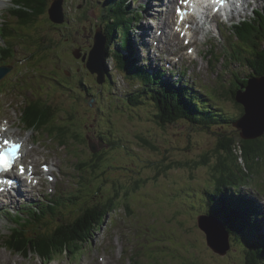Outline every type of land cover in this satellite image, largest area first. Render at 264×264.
<instances>
[{
  "label": "rangeland",
  "instance_id": "rangeland-1",
  "mask_svg": "<svg viewBox=\"0 0 264 264\" xmlns=\"http://www.w3.org/2000/svg\"><path fill=\"white\" fill-rule=\"evenodd\" d=\"M45 1L48 10L55 2ZM106 3L107 0H64L65 22H53L49 11L35 16L38 21L34 27L25 29L26 34L35 40H21L23 47L15 44L12 38V52L3 60L0 55V64L13 65V70L0 80V140L5 135L1 133L3 127L10 126L8 137L19 135L21 138L23 135L26 145L21 164H34L41 177L37 191L35 187L25 189L23 194L14 196L16 199L12 203L0 200V229L4 228L6 238L12 225L10 217L3 215L2 210L27 211L31 205L45 208L46 203L50 204L58 196L69 198L76 194V205L63 206L60 211L49 210L53 215L42 221L50 222L53 229L59 226V222L73 221L77 215L85 214L86 200L93 204L97 200L107 204L111 199L113 208L103 226L95 231L91 243H85L81 248L76 244V254L56 256L48 264H245L242 247L235 240L231 241L228 253L220 256L207 245L206 234L197 225L199 215L207 214L210 206L214 205L206 197L208 189L223 203V194L214 189L217 165L226 155L219 144L225 141V137L241 138L239 130L234 126L207 130L184 121L166 126L158 123L153 115L156 107L152 100L145 99L137 108L130 105L127 94L136 89L137 82L120 72L111 53L106 60L108 80L106 83L97 82V75L80 64L73 50L79 46H83L85 52L91 49L93 33L97 23L101 22L102 11L111 5ZM149 4H152L150 0H127L131 15L136 9H142L127 30L132 31L129 35L135 40L138 63H146L150 70L156 67L154 63L162 68H172L173 80L180 76L194 92L200 89L212 94L211 103L223 106L234 116L240 115V107L228 94L233 88V73L239 70L246 75L250 68L239 56L238 59L230 56L231 45L236 40L228 32L230 26H224V33L219 34L212 22L216 36L202 38L197 34L195 38L198 40L194 41L200 49L197 47V54H189V46L178 43L174 37L168 55H159L169 41L172 43L173 37L168 31L159 41L162 47L157 48L155 41L159 37L157 32L152 33L151 27L157 31V25L170 23L166 19L169 7L164 0H157L153 4L155 12L149 15L150 11L146 14ZM1 5L9 8L11 1ZM263 6L264 0H261L255 7ZM253 7L254 4L249 7L248 17L253 15ZM84 8L85 12H80ZM157 9H160L162 17L156 13ZM17 19L8 17L7 13L6 18H0V27L6 20L15 23ZM140 27L144 28L141 30ZM124 33L118 36V41L112 40V48L122 47L120 42ZM41 48H47L42 51L46 57L38 61ZM209 49H214L218 57L212 63V56L207 55ZM178 50L187 52L169 57ZM159 57L163 59L161 63ZM167 59H172L173 65ZM34 63L38 68L34 69ZM186 66L190 68L188 75L181 72ZM81 82L89 87L81 90ZM32 100H40L49 108L53 106L52 110L56 108L52 121L57 118L63 126L69 127L64 136L65 144H61L56 136L52 137L54 134L32 129L27 131L24 124H20L23 108ZM72 133L82 141L74 140ZM87 134L96 141L100 148L98 153L90 148L85 138ZM101 138L106 143L103 147ZM231 162L228 163L234 166V161ZM241 162L244 159H239L238 163ZM45 164L51 166V171L45 168ZM55 176L56 182H51ZM239 188L240 193L264 212L262 157L261 161L249 165ZM260 219L259 234H264V215ZM130 238H134L133 242ZM254 238L257 239L255 235ZM0 264L44 263L37 256L24 258L12 253L4 246V240H0Z\"/></svg>",
  "mask_w": 264,
  "mask_h": 264
},
{
  "label": "trees",
  "instance_id": "trees-1",
  "mask_svg": "<svg viewBox=\"0 0 264 264\" xmlns=\"http://www.w3.org/2000/svg\"><path fill=\"white\" fill-rule=\"evenodd\" d=\"M25 3L27 7L22 8L23 23L31 21L32 17L35 19L37 13L43 12L46 8L45 0H25ZM107 3L111 5L106 6L102 11L103 15L99 19L101 20L99 24L104 27L108 36V52L116 59L120 72L135 83L137 82L136 89L127 94L132 107H140L145 99L152 100L156 107L153 113L155 120L164 126L181 121L207 130L217 126H234V122L245 111L244 107L236 100L238 91L248 85L250 78L264 75V10L260 9L256 12V17L246 19L234 26L236 40L231 45L230 56L233 55L237 59L239 56V59L241 61L245 60L250 68V72L246 75L239 70L238 73H233V79L231 80L233 88L228 95L241 109V114L234 116L223 106L211 103L213 100L212 94L209 95L200 89L194 92L187 82L172 80L165 76L166 73L163 70L152 73L146 64L138 63L135 57L134 42H132V36L129 35L132 31H127L131 25V18L128 17L129 12H127V0H117L116 2L107 0ZM33 8L34 10L31 12L30 10ZM25 28L28 27L23 26L21 31ZM9 31V28L6 29L7 33L4 32V36L9 34ZM124 31L123 41L120 42L122 47L120 49L112 48V40L118 41V36L121 37ZM16 40L26 41L21 32ZM16 40L14 41L15 44ZM121 49L125 51H119ZM227 55H229V52ZM215 56L218 59L217 55ZM45 57L44 55L39 56L38 61L44 60ZM231 58L230 60H232ZM107 72H109V69H107ZM186 73L187 70L183 74ZM107 80H105V83ZM81 83V87H89L84 82ZM55 109L52 110L46 104L41 103L40 100H32L25 109L24 121L28 127L54 134L61 144H65L64 136L69 131V127L67 125L63 126L56 120L52 121ZM72 138L82 141L76 133H72ZM85 138L87 139L86 136ZM101 140L103 139L101 138ZM224 140L219 144V147L225 150L226 155L217 165L218 171L214 178V189L223 194V203L216 198L217 194L207 188L206 197L209 202L214 203L210 206L211 211L209 210L207 214L214 215L225 223L231 241L235 240L242 247L245 264H263L264 234H259L258 230L261 229L259 216H262L263 213L251 202L249 197L240 193L241 189L239 187L243 185L244 173L248 171L249 165L258 160L261 161V157L262 161L264 160V137L254 140H243L242 138L236 140L235 138L225 137ZM241 158L244 159V162L240 164L238 162ZM231 160L234 161V166L230 164L233 163ZM259 165L258 169L260 168ZM235 167L238 168L237 171ZM78 169L80 170L79 167ZM60 197L64 201H70L71 205L77 204L78 195L76 194L66 199L63 196ZM58 198L52 200L55 202L49 204L47 209L39 207L37 210V208H32V213L27 219V224H25L26 228L16 231L12 238L5 241L6 246L12 249L14 253L18 252L24 256H29L30 253L39 254L45 260L47 256L48 261H52L54 256L67 253L69 255L74 254L76 253L75 249L78 250L76 244L81 248L83 244L92 242L95 231L103 226L109 211L113 208L111 199L107 204H102L98 200L97 203L93 204L86 200L84 215H77L73 221L59 222V226L53 229L50 227V225L52 226L50 222H43L42 219L53 215L50 211H56L60 208ZM31 223L30 228L34 231L28 228V224ZM254 235L257 238L256 240ZM130 241L133 242L131 238Z\"/></svg>",
  "mask_w": 264,
  "mask_h": 264
},
{
  "label": "water",
  "instance_id": "water-1",
  "mask_svg": "<svg viewBox=\"0 0 264 264\" xmlns=\"http://www.w3.org/2000/svg\"><path fill=\"white\" fill-rule=\"evenodd\" d=\"M64 0H55L50 7V18L56 23L65 22V12L63 8ZM108 37L102 27H97L92 48L84 55L82 47L75 48V57L87 61L86 66L92 73L98 74V82L104 83L106 80V60L108 56ZM10 67H0V79H2ZM236 100L244 107V113L234 122V126L239 130L243 140H254L264 137V75L255 76L249 79L246 87H242L237 94ZM96 141L88 137V143L94 153L99 149ZM101 147L106 143L100 141ZM198 225L206 234L207 245L212 251L220 256H225L230 247V233L219 219L202 214L198 217Z\"/></svg>",
  "mask_w": 264,
  "mask_h": 264
},
{
  "label": "bare ground",
  "instance_id": "bare-ground-1",
  "mask_svg": "<svg viewBox=\"0 0 264 264\" xmlns=\"http://www.w3.org/2000/svg\"><path fill=\"white\" fill-rule=\"evenodd\" d=\"M6 1H8V0H0V10L2 11V14H0V18H1V19L6 18L7 13H8V9H9V8H4V7H2V5H1V4L5 3ZM10 1H12V0H10ZM259 1H260V0H259ZM173 2H174V0H170V3H171V4H173ZM153 10H154V5H153V3H152V4H150V5L148 6V9L146 10V14H148L147 11H150L149 14H151V13L153 12ZM212 11H213V10H212ZM211 15H212V17H211ZM13 16H14V18H15V16H16L15 12H13ZM158 16H159V17H162L163 15H162L161 13H158ZM208 17L214 19L213 12H209ZM170 21L175 22V20H173L172 17L169 19V22H170ZM212 22H214V20H211L210 25H211ZM6 23H9V21H6ZM192 23H193V20H192V19H190V20L184 22V24H183V27H184V28L181 29L180 31H185V32L188 34L185 38H190V36H191L192 40H194V39H195V36L198 34V31H197V28H194V27H193ZM174 24H175V23H174ZM165 26L168 27V28H169L168 31L171 32V31H170L171 22H170V23H166ZM175 26H176V24H175ZM140 28H141V30H142L144 27H140ZM145 29H147V28H145ZM165 31L168 32L167 30H165ZM173 31H174V32H173L172 34L174 35L175 38H177V29H174ZM90 34H91V33H90ZM142 34L145 35L146 33H142ZM147 34H148V33H147ZM205 36H206V35L201 36V37L204 38ZM177 39H178V38H177ZM192 53H194V51H193ZM195 53H198L197 47H195ZM0 55H1V59H2L3 51H2V49H1V47H0ZM138 58H139V57L137 56V59H138ZM141 59H142V60H146V59L143 58V57H141ZM167 61L172 62V59H170V60L167 59ZM4 125H7V124H4ZM26 130L28 131L29 129H26ZM7 131L11 132V128H10V126L7 127ZM22 136H23V135H22ZM22 163H23V161H22ZM48 171H50V170L48 169ZM38 173H39V171H38ZM19 177H21V178H23V179L26 178V180H28V181L30 180V177H22V176H19ZM39 177H40V173H39ZM38 180H39V178H38ZM34 182H35V180H33L32 183H30V184L28 185V187L25 188V189L35 187L34 184H33ZM38 182H41V177H40V180H39ZM38 184H39V183H38ZM25 189H24V190H25ZM24 190H17V191L14 192V193H20V192H22V191H24ZM22 194H23V193H22ZM0 195H1V194H0ZM0 200H2V199L0 198ZM0 202H1V201H0ZM54 202H55V201H54ZM46 204H47V206L49 205L48 203H46ZM205 215H208V216L212 217L214 220H215V219H219V221H221V222L225 225V223H224L220 218L215 217L214 215H211V214H205ZM225 227H226V226H225ZM8 248H9V247H8ZM12 253H13V252H12ZM35 256H37V257L40 259V261H41L42 263H45V262H46V260H45L42 256H39V254H33V257H35ZM48 262H49V261H48ZM137 262H138V261H137Z\"/></svg>",
  "mask_w": 264,
  "mask_h": 264
},
{
  "label": "clouds",
  "instance_id": "clouds-1",
  "mask_svg": "<svg viewBox=\"0 0 264 264\" xmlns=\"http://www.w3.org/2000/svg\"><path fill=\"white\" fill-rule=\"evenodd\" d=\"M33 26V24H30V27H32ZM6 76H4L2 79H4ZM2 79H0V80H2Z\"/></svg>",
  "mask_w": 264,
  "mask_h": 264
},
{
  "label": "flooded vegetation",
  "instance_id": "flooded-vegetation-1",
  "mask_svg": "<svg viewBox=\"0 0 264 264\" xmlns=\"http://www.w3.org/2000/svg\"><path fill=\"white\" fill-rule=\"evenodd\" d=\"M83 47V46H82ZM83 50L85 51V48H83Z\"/></svg>",
  "mask_w": 264,
  "mask_h": 264
}]
</instances>
